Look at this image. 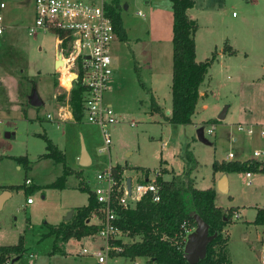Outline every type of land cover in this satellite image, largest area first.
<instances>
[{"label": "rangeland", "instance_id": "374dc122", "mask_svg": "<svg viewBox=\"0 0 264 264\" xmlns=\"http://www.w3.org/2000/svg\"><path fill=\"white\" fill-rule=\"evenodd\" d=\"M0 1L5 4L0 9V185L31 188L30 192L22 187L11 189V196L0 206V244H15L20 237L24 248L20 257L13 262L8 258L7 264H97L94 255L81 253V248L95 251L102 242L99 236L57 242L58 250H53L47 226L66 222L70 210L73 215L76 207L84 205L86 189L94 185L95 174L108 165L121 166L126 176L137 169L157 168L158 177H173L182 166L176 152L185 143L197 161L191 173L194 186L212 187L214 204L231 208L223 227L229 264H262L257 251L263 252L264 247L255 240L260 226L253 224V219L264 197V173L250 172L247 184L244 172H227L228 191L220 193L216 185L221 171L213 172L212 162L239 160L252 155L254 149L264 150V138L259 135L264 124V0H193L188 16L197 25L195 58L204 60L213 54L214 59L206 73L210 76L200 89L203 99L196 103L192 123L184 125L165 118L171 105L172 15L164 3L170 1L117 0L126 38H116L109 51L116 74L107 95L119 117L108 127L107 148L96 125L84 118L78 123L68 121L73 120L68 94L74 71L70 70L68 85L63 84L61 67L54 68V35L42 30L27 34L34 17L33 0ZM228 45L234 53L227 54ZM32 88L42 100L40 106L26 104ZM148 89L161 107L159 112L149 111ZM224 105L228 111L219 120L216 116ZM238 124L251 125L253 133L238 131ZM200 126L206 142L195 137ZM209 127L213 128L211 134L206 133ZM42 136L62 152L67 166L80 172L79 176L70 173L61 186L49 185L62 175V167L53 158L40 156L46 152ZM80 138L91 161L86 166L78 165ZM229 151L232 159L225 158ZM160 157L167 161L162 159L159 164ZM24 178L31 182L25 184ZM26 197L32 204L24 205ZM183 198L188 203L186 194ZM107 263L144 264V259L118 256L107 258Z\"/></svg>", "mask_w": 264, "mask_h": 264}, {"label": "trees", "instance_id": "16d2710c", "mask_svg": "<svg viewBox=\"0 0 264 264\" xmlns=\"http://www.w3.org/2000/svg\"><path fill=\"white\" fill-rule=\"evenodd\" d=\"M171 5V72H170V113L166 120L172 124H189L195 106L200 97L199 87L206 77L208 67L214 56L197 61L195 59L194 32L197 25L191 19L186 10L193 6V0H169ZM105 10L112 23L114 33L120 40L126 38L125 30L121 23L117 0H111L105 4ZM20 84V83H18ZM85 95V87L80 82V74L72 81L68 94V109L72 119L78 123L82 119V102ZM27 105L28 102H26ZM149 111L159 112L152 95L149 97ZM23 115L26 112L23 109ZM216 121V120H212ZM46 152L41 157H51L58 161L62 167V175L49 185L61 186L65 176L79 172L67 166L62 152L45 136ZM182 162L181 171L169 179L161 176L156 178L159 186V200L154 202L149 194L144 195L132 208L119 210L115 224L130 238L126 243L120 244L122 250L119 255L122 258L133 260L143 258L144 264H189L183 257L182 248L177 246V234L183 223L190 222L195 225L193 215H198L206 224L208 234L214 237L207 243L205 255L195 264H229L225 247L227 237L223 233V227L228 222L231 208L227 210L216 206L213 202L214 189L207 187L200 189L194 186L191 173L197 167V161L185 143L178 152ZM19 160V158H15ZM25 159V158H24ZM161 161H159V164ZM118 173L123 168L112 166ZM213 172H260L264 173V161L249 158L239 160H213ZM165 172V170H163ZM8 189L22 187L30 192L31 188L23 185H9ZM183 194L188 197L185 203ZM96 203L90 189H86V203L73 210L72 217L66 222L47 226V234L53 236V250H58L57 242H65L70 238L80 239L91 236L97 231V227L86 222L90 211ZM253 224L260 226L259 243L264 245V197L261 207L256 209ZM133 238V239H132ZM116 243H120L116 241ZM24 248L19 237L17 243L0 246V264H5L14 257H20ZM264 264V256L262 259Z\"/></svg>", "mask_w": 264, "mask_h": 264}, {"label": "built area", "instance_id": "2783aa9c", "mask_svg": "<svg viewBox=\"0 0 264 264\" xmlns=\"http://www.w3.org/2000/svg\"><path fill=\"white\" fill-rule=\"evenodd\" d=\"M111 0H33V22L27 26V34L33 35L36 30L49 31L54 35L56 52L69 70L80 74V82L85 87L82 111L87 122L96 125L101 133L104 148L110 142L108 127L118 122L114 110L103 102V94L108 88L111 78V56L109 46L115 37L114 29L105 10V4ZM3 4L0 3V6ZM1 21V16H0ZM3 26L0 24V33ZM56 58V57H55ZM72 82L71 80L69 81ZM61 110V109H60ZM59 110V112H60ZM60 117V113H58ZM51 119L49 114L46 115ZM64 117V115H63ZM133 125L131 121L129 123ZM259 130L260 137H264V124ZM237 130L247 135L253 133L251 125H237ZM212 127L206 129L211 134ZM262 150H253L252 156L259 157ZM232 152H227L226 159H232ZM112 166L95 174V183L90 191L95 200V207L90 211L86 222L97 227L94 235L101 238V244L93 252L81 248V253L93 254L97 264H108L107 258H116L122 250L120 244L126 243L122 238L126 236L115 224L117 212L132 208L144 195L149 194L151 200H159V186L156 178L159 170L137 169L132 176L118 173ZM245 181L250 183V172H244ZM129 178V187L126 185ZM29 184V179H25ZM30 197L25 203H31ZM195 225L183 223L177 234L176 244L181 247L188 233ZM119 241L120 243H116ZM8 261L5 262L7 264ZM136 264V263H135Z\"/></svg>", "mask_w": 264, "mask_h": 264}, {"label": "water", "instance_id": "95a60500", "mask_svg": "<svg viewBox=\"0 0 264 264\" xmlns=\"http://www.w3.org/2000/svg\"><path fill=\"white\" fill-rule=\"evenodd\" d=\"M125 7V6H123ZM55 61H54V68L58 64L61 63L60 54L56 52L55 55ZM76 79V74L72 73L71 81ZM27 102L30 106L37 107L42 104V100L38 96L36 90L34 88L31 89L27 96ZM227 105H224L220 112L217 114L216 118L221 120L224 118L226 113ZM195 137L202 141L206 142V139L203 137V128L200 126L196 128L195 130ZM90 163V158L88 156V153L85 149L84 143L82 142L80 138L79 143V155H78V164L80 166H86ZM126 185L129 187V178H126ZM216 189L221 192L225 193V175L222 174L220 179L217 181ZM6 195H9V192L7 190L0 191V205L2 203V200L5 198ZM72 215V210H70L64 220H69ZM193 220L195 223L194 229L188 233L184 246H183V257L186 259V261L189 264H195L200 259H202L205 255V249L207 243L214 237V234H208L207 224L196 214L193 216ZM18 257H14L11 259V262L16 260Z\"/></svg>", "mask_w": 264, "mask_h": 264}, {"label": "crops", "instance_id": "0c3cea01", "mask_svg": "<svg viewBox=\"0 0 264 264\" xmlns=\"http://www.w3.org/2000/svg\"><path fill=\"white\" fill-rule=\"evenodd\" d=\"M150 1H146L145 3H149ZM0 3L1 4H3L2 6H0V9H4L5 8V4L4 3H2V1H0ZM166 5V6H165ZM164 6H165V8L166 9H171V5H170V2L169 3H167V4H165L164 3ZM193 7V6H192ZM192 7L191 8H188L187 10H186V13H187V15H188V12L192 9ZM154 8H156V7H154ZM153 8V9H154ZM151 15H153V12L151 11ZM192 19V18H191ZM2 20V19H1ZM1 24V23H0ZM125 30V29H124ZM2 32H3V29H2V31H1V33H0V35L2 34ZM126 32V31H125ZM117 37H116V35H115V37H114V39L111 41V43H110V46H109V51H110V49H111V47H112V45L115 43V39H116ZM118 39V38H117ZM229 47H230V49H229V51L227 52V54H231V53H234V49H232V47L230 46V45H228ZM196 51V50H195ZM221 52V54H225L224 52H222V51H220ZM221 54H219L220 56H221ZM55 55H56V49H55V53H54V58H53V61H55ZM195 57H196V53H195ZM196 59V58H195ZM214 59V58H213ZM198 61V60H197ZM200 61V60H199ZM116 63H115V59H113V57H111V69H112V73H111V78H110V81H109V83H108V88L106 89V91L104 92V94H103V102L105 103V104H107V105H109L112 109L114 108L112 105V103H113V99H112V97L111 96H109V95H107V92H109L108 90L110 89V85L109 84H112V83H115V72H116ZM210 67V66H209ZM208 67V68H209ZM56 69V68H55ZM56 71H58V69L56 70ZM209 74H206V77H205V79L203 80V82H202V84L206 81V79H207V76H208ZM210 76V75H209ZM202 84L200 85V87H199V94H200V97L198 98V100L199 99H203L202 98V96H204V93L200 90L201 88H202ZM207 89V88H206ZM149 90V89H148ZM150 91V90H149ZM150 93V95H151V91L149 92ZM205 98V97H204ZM155 101V100H154ZM156 102V101H155ZM156 105L158 106V108H159V111L161 110V107L156 103ZM171 106V105H170ZM114 110V109H113ZM195 111H197L196 110V106H195ZM194 111V112H195ZM227 111H228V105H227V109H226V113H225V116H226V114H227ZM115 112V111H114ZM152 112V111H151ZM116 113V112H115ZM169 113H170V109L169 110H167L166 111V115L168 116L169 115ZM116 115L118 116V114L116 113ZM166 116V117H167ZM224 116V117H225ZM119 117V116H118ZM165 117V118H166ZM68 121H71V122H74V120H68ZM201 121H202V119H201ZM190 123H192V119H191V122ZM189 123V124H190ZM194 124V123H193ZM260 138H264V137H260ZM236 138L235 137H232V140L234 141ZM254 150H258V149H254ZM262 151H264V150H262ZM176 153H178V152H176ZM177 156V155H176ZM263 156H264V153L261 155V156H259V157H253L252 155H249V156H246V158H243V159H239V161L240 160H246V159H249V158H253V159H255V160H263L264 161V158H263ZM162 159L163 160H166V159H164V158H162V157H160V161H162ZM167 161V160H166ZM90 163H91V161H90ZM89 163V164H90ZM172 163V162H171ZM182 164V163H181ZM27 165V164H26ZM79 165V164H78ZM182 167V166H181ZM72 170H74V169H72ZM181 171V168L179 169V170H176V174H178L179 172ZM77 172V171H76ZM79 174H80V172H79ZM222 174H224L225 175V189H226V192L228 191V179L226 178V173L225 172H221V175ZM221 175L219 176V178L217 179V181L220 179V177H221ZM251 173H250V176H249V179L251 178ZM25 179V178H24ZM28 179V178H27ZM29 181H30V179H29ZM251 181V180H250ZM31 182V181H30ZM194 185H195V181H194ZM0 186H8V185H0ZM196 187V186H195ZM210 187V186H209ZM2 190H7L8 192H9V195H7L3 200H2V203L4 202V200H6V198L7 197H9V196H11V189H8V188H1L0 189V191H2ZM217 190V189H216ZM217 192H219L218 190H217ZM225 192V193H226ZM221 193V192H220ZM2 203H1V205H2ZM28 204H32V202L31 203H28ZM0 205V206H1ZM24 205H27V203H25L24 202ZM64 221V220H63ZM66 221V220H65ZM62 222V221H61ZM259 237H260V235H259V233H257V236H256V241L258 242V244H259V246L262 248V247H264V245H261L260 243H259ZM1 238H2V234H1ZM83 238V237H82ZM81 239V238H80ZM70 240H73V238H70V239H68L67 241H65V242H68V241H70ZM77 240V239H76ZM79 240V239H78ZM0 243H2V241L0 242ZM5 245H7V244H5ZM0 246H2V244H0ZM28 255H30V254H28ZM257 255H258V257L260 258V260H261V258L264 256V251L262 252V251H257ZM10 262H11V260H9ZM261 263H262V261H261Z\"/></svg>", "mask_w": 264, "mask_h": 264}, {"label": "bare ground", "instance_id": "6f19581e", "mask_svg": "<svg viewBox=\"0 0 264 264\" xmlns=\"http://www.w3.org/2000/svg\"><path fill=\"white\" fill-rule=\"evenodd\" d=\"M58 66H60L61 67V72H62V78H61V82L63 83V84H66V85H68V80H69V78L71 77V72H70V70H69V67L68 66H66V64L64 63V61H62V59H61V63L60 64H58L56 67L58 68ZM59 67V68H60ZM68 88H69V86H68Z\"/></svg>", "mask_w": 264, "mask_h": 264}]
</instances>
